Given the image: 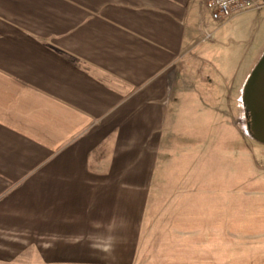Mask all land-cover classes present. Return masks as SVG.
<instances>
[{"label":"crops","instance_id":"1","mask_svg":"<svg viewBox=\"0 0 264 264\" xmlns=\"http://www.w3.org/2000/svg\"><path fill=\"white\" fill-rule=\"evenodd\" d=\"M207 18L205 0H0V226L50 227L35 264H133L178 107L232 97L189 74Z\"/></svg>","mask_w":264,"mask_h":264},{"label":"rangeland","instance_id":"2","mask_svg":"<svg viewBox=\"0 0 264 264\" xmlns=\"http://www.w3.org/2000/svg\"><path fill=\"white\" fill-rule=\"evenodd\" d=\"M205 27L211 37L202 34L189 74L226 75L232 97L221 113L187 102L178 107L181 125L165 133L171 151L157 168L160 185L154 180L147 196L133 264H264V144L254 138L242 101L243 80L264 54V7L223 25L207 18ZM16 213L25 220L0 226V264H35L42 245H50V227Z\"/></svg>","mask_w":264,"mask_h":264},{"label":"water","instance_id":"3","mask_svg":"<svg viewBox=\"0 0 264 264\" xmlns=\"http://www.w3.org/2000/svg\"><path fill=\"white\" fill-rule=\"evenodd\" d=\"M242 101L250 115L254 138L264 144V54L246 80Z\"/></svg>","mask_w":264,"mask_h":264},{"label":"built area","instance_id":"4","mask_svg":"<svg viewBox=\"0 0 264 264\" xmlns=\"http://www.w3.org/2000/svg\"><path fill=\"white\" fill-rule=\"evenodd\" d=\"M205 6L212 18L223 25L240 14L259 11L264 7V0H205ZM210 37L211 34L206 33V39Z\"/></svg>","mask_w":264,"mask_h":264}]
</instances>
